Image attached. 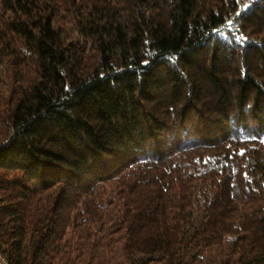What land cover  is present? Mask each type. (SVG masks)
I'll return each instance as SVG.
<instances>
[{
    "label": "trees",
    "instance_id": "trees-1",
    "mask_svg": "<svg viewBox=\"0 0 264 264\" xmlns=\"http://www.w3.org/2000/svg\"><path fill=\"white\" fill-rule=\"evenodd\" d=\"M244 2L0 0V264H264Z\"/></svg>",
    "mask_w": 264,
    "mask_h": 264
},
{
    "label": "rangeland",
    "instance_id": "rangeland-1",
    "mask_svg": "<svg viewBox=\"0 0 264 264\" xmlns=\"http://www.w3.org/2000/svg\"><path fill=\"white\" fill-rule=\"evenodd\" d=\"M249 0H245L244 4H246ZM3 261V260H2ZM120 264H124V263H120Z\"/></svg>",
    "mask_w": 264,
    "mask_h": 264
}]
</instances>
